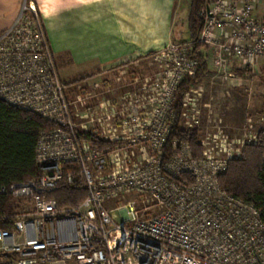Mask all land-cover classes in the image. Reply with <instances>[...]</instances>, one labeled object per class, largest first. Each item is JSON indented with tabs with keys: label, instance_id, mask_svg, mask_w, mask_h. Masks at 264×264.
Returning a JSON list of instances; mask_svg holds the SVG:
<instances>
[{
	"label": "built area",
	"instance_id": "built-area-1",
	"mask_svg": "<svg viewBox=\"0 0 264 264\" xmlns=\"http://www.w3.org/2000/svg\"><path fill=\"white\" fill-rule=\"evenodd\" d=\"M255 8L256 0H208L200 37L157 54L172 69L154 82L156 96L133 108L137 102L127 101L121 137L115 127L106 128L115 118L104 112L109 103L77 111L88 98H80V85H74L77 99L70 97L75 92L59 76L35 6L24 4L0 35V99L61 128L39 138L41 178L2 189L16 210L4 218L12 229H0V264H264L260 213L219 185L228 161L242 152L223 131L200 139L199 159L186 142L175 140L170 155L165 150L174 92L196 75L195 45L209 47L220 72L237 61H262L264 68V17H256ZM194 92L183 99L184 131L199 125ZM93 124L103 131L91 133L119 145L100 152L77 136L78 127ZM63 184L84 189L85 199L59 207L52 195ZM131 194L140 197L142 213L124 203Z\"/></svg>",
	"mask_w": 264,
	"mask_h": 264
},
{
	"label": "crops",
	"instance_id": "crops-1",
	"mask_svg": "<svg viewBox=\"0 0 264 264\" xmlns=\"http://www.w3.org/2000/svg\"><path fill=\"white\" fill-rule=\"evenodd\" d=\"M178 1L29 0V3L34 4L40 18L56 68L72 75L63 83L70 92H76L74 82H79L76 86L80 88L98 90L111 82L114 71L127 69L129 65L138 68L141 61H149L178 40L175 31ZM26 2L0 0V35L19 18ZM255 16L264 17V0H256ZM208 54L210 73L220 72L213 64L210 49ZM235 63L241 65L237 75L258 73L262 66V61L253 65Z\"/></svg>",
	"mask_w": 264,
	"mask_h": 264
},
{
	"label": "trees",
	"instance_id": "trees-1",
	"mask_svg": "<svg viewBox=\"0 0 264 264\" xmlns=\"http://www.w3.org/2000/svg\"><path fill=\"white\" fill-rule=\"evenodd\" d=\"M207 4L208 0H191L187 19L189 41H178V43L194 42L200 37L204 28L203 11ZM208 53L209 47L204 44L193 47L192 55L198 62L196 75L193 78H184L174 92L170 119L172 131L165 149L168 155L171 154L173 142L177 140L189 143L195 159L202 157L199 131L197 129L184 131L179 125L185 95L192 88L202 84L210 74ZM245 74L238 72L241 77L246 76ZM60 128L61 126L56 123L46 121L35 113L12 107L0 99V229H12L11 219L5 221L4 218L12 217L16 210L12 198L3 193L2 189L16 183L41 178L42 172L36 162L39 138L44 132ZM76 134L81 140L87 141L94 150L100 152L111 151L119 145L118 142L102 140L98 135L90 132L76 130ZM187 180L191 182L190 177ZM219 185L236 199L253 205L264 223V128L257 131L255 142L243 147L240 158L228 161L227 171L220 176ZM52 197L57 200L61 208L75 207L85 199L86 191L79 186L63 184Z\"/></svg>",
	"mask_w": 264,
	"mask_h": 264
},
{
	"label": "rangeland",
	"instance_id": "rangeland-1",
	"mask_svg": "<svg viewBox=\"0 0 264 264\" xmlns=\"http://www.w3.org/2000/svg\"><path fill=\"white\" fill-rule=\"evenodd\" d=\"M191 0H179L176 16V37L178 41H189V32L187 19L190 10ZM239 66V67H238ZM240 64L230 62L228 71H212L205 81L194 88V94L191 96L196 100V108L199 111V137L201 140L209 137L211 134L223 131L228 136L229 141L235 146V152H242L246 144L255 142L257 131L264 128V68L263 62L258 73L248 72L245 77L237 75L236 71ZM119 68L112 73L110 83L104 84L103 87L84 88L80 91V98H88L84 106H78L77 111L84 112L88 109L100 110L101 104H110L104 112L114 114L115 118L111 120L106 128L115 127L117 134L122 135L119 122L124 113L127 101L132 99L137 103L133 107L140 106V103L146 99L156 96L154 82L158 79L165 78L166 73L172 69L171 65L152 57L149 61H141L138 68L131 65ZM58 68L59 76L65 83L67 76L71 74L63 72ZM251 74V75H250ZM108 82V81H107ZM85 93V95H84ZM100 95V96H97ZM78 93L71 92L70 97L76 100ZM149 111L151 106L148 105ZM114 121V122H113ZM113 122V123H112ZM80 120L77 121L79 125ZM81 132H93L101 134L103 131L98 124L89 125L86 129L78 127ZM240 152V153H241ZM140 197L131 194L126 198L124 203H134L139 211L142 209ZM142 213V212H141Z\"/></svg>",
	"mask_w": 264,
	"mask_h": 264
}]
</instances>
